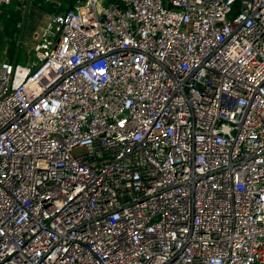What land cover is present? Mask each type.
Returning a JSON list of instances; mask_svg holds the SVG:
<instances>
[{
    "label": "built area",
    "instance_id": "obj_1",
    "mask_svg": "<svg viewBox=\"0 0 264 264\" xmlns=\"http://www.w3.org/2000/svg\"><path fill=\"white\" fill-rule=\"evenodd\" d=\"M66 1L0 61V264H264V0Z\"/></svg>",
    "mask_w": 264,
    "mask_h": 264
},
{
    "label": "crops",
    "instance_id": "obj_2",
    "mask_svg": "<svg viewBox=\"0 0 264 264\" xmlns=\"http://www.w3.org/2000/svg\"><path fill=\"white\" fill-rule=\"evenodd\" d=\"M15 3H17V5L12 8ZM69 7L70 2L66 0H13L9 6L0 8V18L2 17L0 22L7 18V21L13 28L12 33L19 29L23 22L25 24L24 29L26 28L28 30L29 35L27 37V46L30 48L39 41L43 29L46 27L53 15L61 13ZM10 8L12 9L9 10ZM33 32L34 34L32 36L31 34ZM2 34L4 36L8 33L3 30ZM34 37L37 38L36 43H32V39ZM0 61L17 64V61L12 57L10 49H7L0 54ZM31 61L32 60H30V62Z\"/></svg>",
    "mask_w": 264,
    "mask_h": 264
},
{
    "label": "rangeland",
    "instance_id": "obj_3",
    "mask_svg": "<svg viewBox=\"0 0 264 264\" xmlns=\"http://www.w3.org/2000/svg\"><path fill=\"white\" fill-rule=\"evenodd\" d=\"M15 5L12 6V8ZM10 8L9 10H11ZM2 18V17H1ZM0 18V19H1ZM25 20V19H24ZM25 24L22 22L21 26L19 29H17L14 33L12 26L9 24V22L6 19H3L0 22V54L3 53V51L10 49V52L12 54L13 59L17 61V64L19 65H28L31 62H34V57H33V46L32 45L30 48L27 46V41H28V30L25 28ZM5 30L7 35L2 34V31ZM34 32L31 34L33 36ZM37 38L32 39V43H36ZM30 60H32L30 62Z\"/></svg>",
    "mask_w": 264,
    "mask_h": 264
}]
</instances>
